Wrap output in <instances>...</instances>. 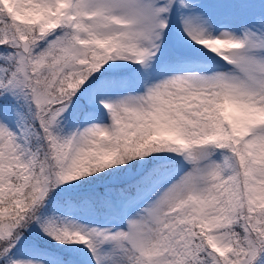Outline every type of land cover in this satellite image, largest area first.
Segmentation results:
<instances>
[{"label":"snow or ice","instance_id":"snow-or-ice-1","mask_svg":"<svg viewBox=\"0 0 264 264\" xmlns=\"http://www.w3.org/2000/svg\"><path fill=\"white\" fill-rule=\"evenodd\" d=\"M0 264H264V0H0Z\"/></svg>","mask_w":264,"mask_h":264}]
</instances>
